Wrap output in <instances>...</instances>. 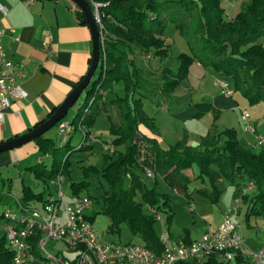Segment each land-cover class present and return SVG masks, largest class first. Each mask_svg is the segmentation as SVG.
I'll use <instances>...</instances> for the list:
<instances>
[{
  "label": "trees",
  "instance_id": "trees-1",
  "mask_svg": "<svg viewBox=\"0 0 264 264\" xmlns=\"http://www.w3.org/2000/svg\"><path fill=\"white\" fill-rule=\"evenodd\" d=\"M89 1L92 9L93 2L107 3L101 8L105 47L101 44L102 62L98 79L92 88L89 85L86 89V98L72 123L76 130L79 124L92 129L101 112L110 122L108 132L112 139L110 144L106 143L109 147L113 146L112 151L104 156L101 168H83L86 178L91 172L101 173L108 182L109 188L101 203L102 212L111 221L110 231L119 233L125 223L143 239L147 247L156 252L161 250L158 222L148 207L164 213L168 226L172 223L174 211L168 195L156 188L141 186L135 171L146 173L147 169L155 174L156 182L157 178H161L170 189L182 192L188 198H191L188 185L196 178L207 179L211 188H202L199 192L215 203L220 195L217 183L221 178L234 182L245 177L256 185L251 197L243 196L247 216H264V150L241 145L234 129L208 135L197 146L188 145L183 139L168 148L162 147L157 139L143 134L141 125L151 131L155 126L143 109L139 78L131 58L135 51L144 56L152 52L156 57H166L169 48L164 35L168 25L173 24L185 38L190 53L179 55L180 67L176 74L164 71L163 93L169 94L179 86L181 79L188 75L190 66L198 61L202 66L213 69L217 75L231 78L235 90L249 103L264 102V47L256 43L264 36V0H250L232 20L226 19L221 0ZM77 16L88 25L79 8ZM119 83L123 84V95L114 94L105 99V93L113 91ZM199 108L197 117L209 109L203 105ZM55 111L35 127L48 120ZM69 137L62 147L70 145ZM31 142L36 144L41 156L58 157L60 147L56 146L53 138L44 134ZM87 144L80 146L79 151L92 149ZM68 162L69 157L62 156L59 160L55 159L52 169L48 170L40 160L32 170L38 179L48 182L59 173L66 178L69 174ZM194 165L198 166L199 175L193 178L187 171ZM126 181H130L129 187H126ZM89 185L86 179L71 182V191L82 194ZM12 186V180L0 174V212L4 207H14L18 203L26 206L44 197V192L36 193L25 186L20 198L15 200ZM136 189L140 190L141 202L136 200ZM87 194L94 198L96 204L99 203L96 197ZM37 244L38 235H33L29 239L30 252L40 258ZM0 264H12V252L5 236L0 240ZM204 264L226 263L212 257Z\"/></svg>",
  "mask_w": 264,
  "mask_h": 264
},
{
  "label": "crops",
  "instance_id": "crops-1",
  "mask_svg": "<svg viewBox=\"0 0 264 264\" xmlns=\"http://www.w3.org/2000/svg\"><path fill=\"white\" fill-rule=\"evenodd\" d=\"M23 1L0 0V4L7 9L6 15L0 11V29L5 31L2 44L13 62L24 64V75L20 79L19 85L27 94L22 99L13 100L5 110L3 121L0 122V143L36 128L35 126L40 121L56 110L85 76L92 57L93 43L90 28L79 19L77 16L78 7L71 0H33L30 5H25ZM249 3L250 0H221L227 20L234 19ZM11 29L16 30L20 36L19 40L14 39L10 32ZM48 35L52 37L53 54H49L43 48V43ZM165 35V43L170 49L169 41ZM256 43L264 47V36L260 37ZM184 48L186 51L189 50L187 43ZM183 53H190V50ZM169 56L170 51L168 56L163 58L152 54L150 60H146L144 55L138 51L131 55L138 78L142 76L143 80H154L152 86L155 90L153 101L151 100L152 104H148L145 95L142 92L141 94L143 109L152 119L155 129L151 131L141 125L140 131L143 134L157 139L164 148L183 139L187 141L188 145L197 146L202 138L225 129H234L241 145L246 147L250 146L257 137H264V102H260L256 112L252 114L248 109V100L240 92L234 91L232 96L223 94L216 83L223 77L217 75L213 69L202 66L198 61H194L190 66L187 78L179 86L169 94L163 93L164 71L170 70L176 74L180 67L177 55L174 63L170 62L171 56ZM122 85L119 83L113 91L106 92L105 99L115 96L116 88ZM119 94L121 93L116 95ZM82 104L83 102L80 107ZM199 105L209 107L201 117H197ZM244 111L250 115L249 122L255 128L253 133L245 129V123L242 120ZM101 126L107 130L110 127V122L103 112L98 115L93 125L92 129L95 134ZM68 142L71 145L70 137ZM87 145L94 149L95 141ZM32 154L38 155L37 164L40 159H43L34 142L25 144L23 148L18 147L0 153V172L4 170L6 177L11 180H14L15 176L20 178L32 173L35 176L32 167L36 165H23L27 156ZM223 179L218 181L219 185ZM41 180L39 179V182L43 181ZM247 181L248 179L245 177L238 178L234 182L226 181L224 188H220L217 184L220 195L215 203L217 209L214 229L222 222L223 212L226 208L235 198L241 196L242 187ZM22 186L23 188L29 186L33 189L30 185L23 184ZM50 186L48 181L45 182L43 191L33 190L36 193L44 192L45 197L52 190ZM253 194L252 191L245 196L251 197ZM21 195L16 197L13 194L12 196L16 200ZM42 200L32 203H40ZM190 209L191 211L195 210V208ZM237 220L240 224V231L241 227H246L247 235L243 231L241 232L246 240L247 250L259 248L264 238V216L248 217L247 204L243 200ZM209 229L214 230L210 225L207 230ZM0 230L4 237V230L2 228ZM196 238L198 237H190L187 231L178 243H189ZM249 259L248 255L238 256L230 264H253V261L251 262ZM33 264L45 263L41 257H34Z\"/></svg>",
  "mask_w": 264,
  "mask_h": 264
},
{
  "label": "built area",
  "instance_id": "built-area-1",
  "mask_svg": "<svg viewBox=\"0 0 264 264\" xmlns=\"http://www.w3.org/2000/svg\"><path fill=\"white\" fill-rule=\"evenodd\" d=\"M23 2L30 5L33 0ZM92 5L104 48L101 8L107 3L93 2ZM0 11L3 15L7 14V9L1 4ZM10 32L15 40L20 39L15 29H11ZM4 34L5 31L0 29V122L3 121V114L12 101L27 95L19 85L24 75V64L13 62L8 57L2 44ZM51 45L52 37L48 35L43 48L49 54H53ZM144 57L150 59L151 54ZM105 59L104 55L103 63ZM216 83L223 94L233 95L234 90L225 80L218 79ZM249 117V113L244 111L242 120L245 129L253 133L255 128L249 122ZM78 128L83 138L80 146L96 140L94 130L87 129L81 124ZM57 129L64 142L76 130V126L63 119L58 122ZM249 147L264 150V137H257ZM146 174L149 178H155V174L149 169L146 170ZM49 184L52 190L45 195L42 202L26 206L18 203L17 209L7 206L0 212L3 216L0 228L4 230L7 245L12 252V264H33L34 256L29 248V239L33 235H38L37 248L45 264H204L212 257L230 264L236 257L243 255L250 256L253 264H264V238L259 248L247 250L246 240L237 220L243 206V196L256 189L252 180L247 181L242 187L241 196L235 198L223 212L222 222L216 229L207 230L189 243H176L169 231L163 227L159 232L161 244L159 252L137 243L105 241L92 222L90 213L96 205L94 198L87 193L66 192L65 176L62 173L50 179ZM191 208L194 209L193 206ZM148 210L156 216L157 222L162 221L161 214L154 208L148 207ZM50 241L64 243L65 251L69 253L51 252L47 249Z\"/></svg>",
  "mask_w": 264,
  "mask_h": 264
},
{
  "label": "rangeland",
  "instance_id": "rangeland-1",
  "mask_svg": "<svg viewBox=\"0 0 264 264\" xmlns=\"http://www.w3.org/2000/svg\"><path fill=\"white\" fill-rule=\"evenodd\" d=\"M165 34H166L165 36L169 41V47H170L169 51L171 56V57L169 56L171 58L170 62L174 63L176 60V55H177V59H179V55L181 53L189 51L188 49L186 51L184 48L187 42L185 38L180 35L179 31L175 28L173 24L168 25ZM150 59H146V60H150ZM99 72H100V67H98L97 72L93 77L89 88H92L94 81L98 79ZM186 78L187 76L184 79ZM143 79L144 78L142 76H139V83L141 88L140 92H142L145 95L146 102L148 104L150 103L152 104L153 101L152 99L154 98V90H155L154 87L152 86L154 84V80L151 79L150 81H146ZM184 79H181L180 82L182 83ZM220 79L225 80L229 84V86L234 91H236L231 78L223 77ZM120 85L122 84L120 83ZM122 86L117 87L114 94H118L120 92L121 93L120 95H123ZM86 94L87 91L85 90L64 119H66L69 122H72L75 119V116L81 110L80 104L84 102L86 98ZM258 104H260V102L255 104L249 103L248 109L252 114L256 112V108H258ZM45 136L53 138L56 143V146L60 147L59 155L57 158L54 157L53 155L42 156L43 157L42 160L44 165L46 166V169L48 170L52 169V165L55 159L59 160L62 158V156L64 158L69 157V162H68L69 174L68 175L66 174V184L64 187L65 191L72 192L71 182H79L85 179L88 182H90L88 189L84 190L83 193H90L99 200V203L95 205L94 210L91 211L90 214L92 217V222L94 223L101 237L105 241H109V242L137 243V244L145 245L143 239L138 234H134L132 229L125 223L121 225V229L119 233L110 231L111 221L106 216V214L102 212V203H101L102 196L104 195L105 191L108 190L109 188L108 182L102 176L101 173L96 174L95 172H91L87 178L84 174L83 168L90 166H96L97 168H101L104 156L112 151L113 149L112 145L111 147L109 146L107 147V143L110 144L112 139L108 130L104 126L103 127L101 126L98 132L96 133L97 137L95 140L94 149L82 150V151H79L80 141L82 138V133L79 130V128H77V130L73 132L72 135L70 136L72 143L70 146L67 147H62L63 141L58 134L57 126L46 132ZM23 146H21L20 148H23ZM37 159H38V155L35 154L29 155L27 156V160L23 161V165L37 166L38 165ZM40 167L43 168V166L41 165ZM187 173L190 174V176L197 177L199 175L198 166L194 165L189 171H187ZM0 174L3 177L7 178L4 170L1 171ZM135 174L139 176L142 184L141 186L143 188H156L158 192L164 193L168 195L170 198V203L174 211V217L172 223L170 226L166 225L165 222L166 215L162 213L161 214L162 221L160 223L158 222L157 224L158 232H160L163 229V227L166 228L167 231H169L172 238L174 239V241L178 243V241L184 236V234H186L187 231L189 232V236L194 238L201 236L202 233L207 230L209 225L212 226V228L214 229L217 206L215 205V202L201 195L199 192V189H202L204 187L206 188V186H208L207 188L209 189L211 188L210 182L207 179L204 181L199 178L193 180L188 185L187 191L189 194H191V198H188L186 195H184V193L170 189L161 178H157V182H156L154 179L149 178L147 174L144 172L135 171ZM226 181L228 180L223 179L220 182V185L218 183L217 184L219 185L220 188L221 187L224 188V183ZM12 182H13L12 191L14 196L16 197L21 195L23 190V186H22L23 184L32 186L36 192L43 191L45 186V182L44 181L39 182L38 177H35L33 173L31 175L28 176L25 175L20 178L19 176H15ZM129 184L130 181H126V187H129ZM136 195H137L136 200L141 202L142 197L139 189H136ZM191 206L195 208L194 211H191L190 209ZM17 207L18 205L14 206L13 208L17 209ZM241 229H242L241 231H243V233L247 235L246 227L243 226L241 227ZM2 234L3 232L2 230H0V240L3 236ZM47 249L53 253H56L58 251H60L61 254L63 253L62 251L66 252V254L69 253L65 251L66 247L62 242L50 241L47 245ZM249 260L252 262L251 257Z\"/></svg>",
  "mask_w": 264,
  "mask_h": 264
},
{
  "label": "water",
  "instance_id": "water-1",
  "mask_svg": "<svg viewBox=\"0 0 264 264\" xmlns=\"http://www.w3.org/2000/svg\"><path fill=\"white\" fill-rule=\"evenodd\" d=\"M82 12L86 23L88 24L91 35H92V57L90 67L82 78V80L77 84V86L71 91L64 102L56 109L55 113L45 122L41 123L38 127L33 130L17 136L11 140L0 143V153L14 150L21 147L36 138L44 135L46 132L54 128L59 121L63 120L77 100L80 98L82 93L88 88L93 77L95 76L97 69L101 62V40H100V30L96 19L94 17V12L91 8V3L89 0H71Z\"/></svg>",
  "mask_w": 264,
  "mask_h": 264
}]
</instances>
